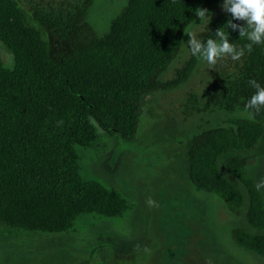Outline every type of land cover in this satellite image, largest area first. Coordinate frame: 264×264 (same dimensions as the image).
Masks as SVG:
<instances>
[{
	"label": "trees",
	"instance_id": "1",
	"mask_svg": "<svg viewBox=\"0 0 264 264\" xmlns=\"http://www.w3.org/2000/svg\"><path fill=\"white\" fill-rule=\"evenodd\" d=\"M25 1V0H24ZM95 0H0V41L12 66L0 60V225L23 231L60 233L82 214L122 217L128 203L96 180L80 175L76 146H94L95 124L124 142L136 138L142 98L187 83L201 57L192 56L170 73L182 35L195 24L200 42L223 28L237 48L243 20L220 8L223 0H127L96 34L88 22ZM206 9L208 23L195 13ZM246 27V26H245ZM264 87V44L238 60L225 55L209 65L198 94H187L191 114L247 112L195 127L184 149V173L196 190L220 196L247 225L234 243L264 258V198L247 174V155L264 139V107L245 108ZM195 104V106H194ZM193 105V106H192Z\"/></svg>",
	"mask_w": 264,
	"mask_h": 264
},
{
	"label": "rangeland",
	"instance_id": "2",
	"mask_svg": "<svg viewBox=\"0 0 264 264\" xmlns=\"http://www.w3.org/2000/svg\"><path fill=\"white\" fill-rule=\"evenodd\" d=\"M126 1L95 0L88 15L93 31H107ZM195 24L184 31L181 50L166 73L188 58V35ZM0 60L5 67L12 66V56L1 41ZM208 66L201 59L187 83L142 98L134 141L109 136L95 124L94 146H76L81 177L99 181L126 199L129 207L122 217L82 214L73 228L60 233L0 225V264H264V258L234 243L237 227L253 230L243 215L230 213L217 194L196 190L184 173V149L196 126L239 115L250 118L247 112L214 109L187 115L191 110L187 94L199 93L198 83ZM247 155L254 158L247 174L264 198V139Z\"/></svg>",
	"mask_w": 264,
	"mask_h": 264
},
{
	"label": "clouds",
	"instance_id": "3",
	"mask_svg": "<svg viewBox=\"0 0 264 264\" xmlns=\"http://www.w3.org/2000/svg\"><path fill=\"white\" fill-rule=\"evenodd\" d=\"M222 7L234 20L245 21L242 27L231 21L227 26L238 29L239 36L245 37L248 43L243 48L230 44L227 32L223 28L217 30V39L209 38L203 43L189 33L187 43L191 55L201 57L209 65H214L218 58L225 55L230 56L232 60H238L245 50L251 52L253 45L264 44V0H224ZM206 12V9H199L195 15L200 22L206 21L207 24L209 17ZM249 84L255 89V93L247 100L245 108L258 112L261 107H264V87L255 80H249Z\"/></svg>",
	"mask_w": 264,
	"mask_h": 264
}]
</instances>
